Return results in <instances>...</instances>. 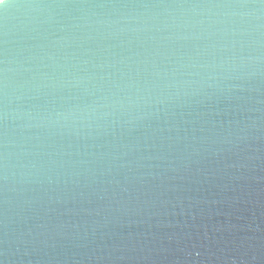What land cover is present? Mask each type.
I'll list each match as a JSON object with an SVG mask.
<instances>
[{"label":"water","instance_id":"obj_1","mask_svg":"<svg viewBox=\"0 0 264 264\" xmlns=\"http://www.w3.org/2000/svg\"><path fill=\"white\" fill-rule=\"evenodd\" d=\"M82 15L45 8L7 21L0 59L6 49L16 95H36L41 72L78 71L91 76L78 99L68 90L54 98L82 106L104 98L109 107L63 128L10 132L7 168L0 146V264H264V78L239 101L111 106L166 96L173 70L204 71L192 65L230 56L233 40L248 38L110 35L116 28L96 24L90 11L74 19ZM5 23L0 12V31Z\"/></svg>","mask_w":264,"mask_h":264},{"label":"clouds","instance_id":"obj_2","mask_svg":"<svg viewBox=\"0 0 264 264\" xmlns=\"http://www.w3.org/2000/svg\"><path fill=\"white\" fill-rule=\"evenodd\" d=\"M65 7H75L84 13L81 17L74 18L77 20L85 19L90 11L96 17V24L116 28L117 31L110 35L155 29L170 30L168 35L162 37L166 40L201 38L205 33L209 37L221 33L248 38L233 40L230 56L214 59L211 63L192 65L204 71L178 73L173 70L170 75L174 79L164 87L175 89L174 92L154 98L149 93L135 99H118L113 102L112 107L118 106L127 110L130 107L139 108L141 105H162L180 97L192 98L191 103H202L205 99L214 98L217 101H239L245 99L239 94L258 90L252 81L264 78V0H105L99 3L90 0H60L58 3L28 0L23 6L15 5L13 0H0V12L4 13L6 20L3 30L0 31V44H8L9 19L19 20L20 15H27L30 10ZM14 8L20 9L19 16L12 15ZM197 28L200 29L199 36L191 31ZM9 63L5 49L4 58L0 59V146L5 149V168L9 166L8 161L13 155L9 151L10 145L14 143L10 139V132L33 127L63 128L67 126L65 122L70 118L91 119V113L98 107H109L108 104L100 103L104 98H96L91 104L84 106L79 103L58 102L54 98L57 92L68 90L72 100L78 99L77 89L83 81L91 79V76L82 75L78 71L59 74L41 72L39 79L44 83L37 86L36 95H16L9 76L14 70L9 67ZM24 72L31 74L33 70L26 67ZM177 76L181 78L176 79ZM31 79L36 80L37 76L33 74ZM197 97L200 99H196ZM17 101L20 103L17 104ZM77 113L81 115L77 116ZM144 115L130 116L128 122L144 119ZM37 121L39 123H35ZM19 167L26 169L29 165ZM25 174L24 171L20 172L21 177ZM12 176L15 177L16 172H12Z\"/></svg>","mask_w":264,"mask_h":264}]
</instances>
